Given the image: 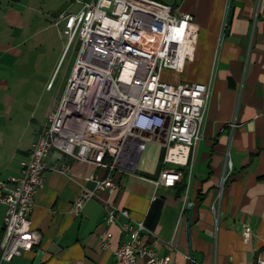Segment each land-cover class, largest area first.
I'll list each match as a JSON object with an SVG mask.
<instances>
[{
	"label": "crops",
	"instance_id": "1",
	"mask_svg": "<svg viewBox=\"0 0 264 264\" xmlns=\"http://www.w3.org/2000/svg\"><path fill=\"white\" fill-rule=\"evenodd\" d=\"M93 1L67 0L65 9L48 16L56 24L61 14L79 12ZM157 1L193 16L190 60L182 72L164 71V80L210 88L202 137L191 151V175L183 168L176 187L158 185L166 147L149 142L119 175L114 195L101 192L75 215L82 191L95 189L90 177L107 171L53 150L30 214L41 239L32 250L0 264L113 263L124 240L120 225L128 220L121 217L108 227L106 202L127 209L132 222H144L143 242H152L159 255H171L178 264H255L258 256L264 258V0ZM21 4L0 0V180L21 173V161L31 153L54 106L38 116L31 76L35 68L28 67L30 52L21 49L26 26L49 19L36 15L28 23L26 11L17 8ZM59 35L64 39L61 31ZM56 70H51L47 88ZM186 199L194 205L182 218ZM5 215L6 207L0 205V240ZM247 227L249 240L244 238ZM106 231L113 236L103 248ZM136 264L146 263L138 259Z\"/></svg>",
	"mask_w": 264,
	"mask_h": 264
},
{
	"label": "built area",
	"instance_id": "2",
	"mask_svg": "<svg viewBox=\"0 0 264 264\" xmlns=\"http://www.w3.org/2000/svg\"><path fill=\"white\" fill-rule=\"evenodd\" d=\"M192 21V14L157 0H95L79 12L58 17L56 24L64 25L61 36L67 40L64 55L73 46L77 55L61 99L38 132L31 153L21 161V173L0 180V205L6 207L1 262L32 250L41 239L30 214L53 150L107 171L105 176L90 177L95 189L82 191L74 204L75 215L101 192L114 195L119 175L133 166L149 142L166 147L158 185L176 187L183 168L191 175V151L202 137L210 88L198 82H167L163 72H182L190 60ZM122 57L137 59L138 67L123 68ZM104 205L108 227L121 217L128 220L120 225L124 240L111 264H136L138 259L178 264L171 255H159L152 242H143L144 222H132L127 209L111 202ZM193 205L184 201L182 218ZM251 234L247 227L245 240ZM112 236L110 231L101 235L103 248L109 247ZM255 264H264V258L258 256Z\"/></svg>",
	"mask_w": 264,
	"mask_h": 264
},
{
	"label": "rangeland",
	"instance_id": "3",
	"mask_svg": "<svg viewBox=\"0 0 264 264\" xmlns=\"http://www.w3.org/2000/svg\"><path fill=\"white\" fill-rule=\"evenodd\" d=\"M66 3L67 0H22V4L17 7L22 12L26 11L24 16L26 20L28 19V23L29 18L36 15L49 19V21H41L40 24L27 25L26 32H28L22 36L27 40L21 45V49L31 54V59L27 62L28 67L35 68V73L31 76L34 92L39 100V103L34 105L38 116L43 115L48 107H52L61 99L77 55L74 46L64 55L67 40L61 39L59 35L64 25L57 26L53 20H50L51 16H48L65 9ZM55 68L57 70L52 87L47 88V79L51 70L53 74Z\"/></svg>",
	"mask_w": 264,
	"mask_h": 264
},
{
	"label": "bare ground",
	"instance_id": "4",
	"mask_svg": "<svg viewBox=\"0 0 264 264\" xmlns=\"http://www.w3.org/2000/svg\"><path fill=\"white\" fill-rule=\"evenodd\" d=\"M122 66L123 68H137L138 60L137 59H129V57H122Z\"/></svg>",
	"mask_w": 264,
	"mask_h": 264
}]
</instances>
